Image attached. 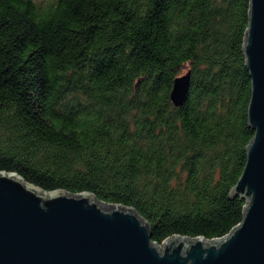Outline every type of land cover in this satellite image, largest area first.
<instances>
[{"label": "trees", "instance_id": "1", "mask_svg": "<svg viewBox=\"0 0 264 264\" xmlns=\"http://www.w3.org/2000/svg\"><path fill=\"white\" fill-rule=\"evenodd\" d=\"M250 0H0V171L218 238L254 131ZM190 71L183 102L170 91Z\"/></svg>", "mask_w": 264, "mask_h": 264}, {"label": "water", "instance_id": "2", "mask_svg": "<svg viewBox=\"0 0 264 264\" xmlns=\"http://www.w3.org/2000/svg\"><path fill=\"white\" fill-rule=\"evenodd\" d=\"M251 80L248 125L254 131L243 170L232 187L245 199L241 221L207 239L174 234L151 240L132 206L93 193L43 190L16 172L0 171V264H264V0H250L243 44ZM190 71L173 80L180 105Z\"/></svg>", "mask_w": 264, "mask_h": 264}]
</instances>
